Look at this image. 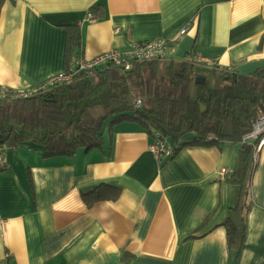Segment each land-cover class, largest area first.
Segmentation results:
<instances>
[{
	"label": "crops",
	"instance_id": "0c3cea01",
	"mask_svg": "<svg viewBox=\"0 0 264 264\" xmlns=\"http://www.w3.org/2000/svg\"><path fill=\"white\" fill-rule=\"evenodd\" d=\"M69 26L81 40L69 69L78 59L127 55L159 39L169 52L131 68L160 61L187 62L202 74L264 69V0H6L0 89L26 92L67 72ZM107 66L114 65L93 69ZM155 134L173 155L150 151ZM174 152L133 120L106 123L100 147L72 155L45 158L31 143L3 146L0 264H264V146L254 148L247 191L227 175L218 179L221 169H236L234 144ZM101 185L117 197L85 204L81 195ZM237 205L245 224L239 251L228 248L223 226Z\"/></svg>",
	"mask_w": 264,
	"mask_h": 264
},
{
	"label": "trees",
	"instance_id": "16d2710c",
	"mask_svg": "<svg viewBox=\"0 0 264 264\" xmlns=\"http://www.w3.org/2000/svg\"><path fill=\"white\" fill-rule=\"evenodd\" d=\"M5 1L0 0V9ZM90 11L97 15L95 9ZM80 46L79 28L67 27L65 70L74 53L80 58ZM198 77H204L202 84L195 83ZM138 100L140 107L134 108ZM262 114L264 69L240 75L216 67L202 74L187 62L135 63L129 71L107 66L81 72L72 82L55 85L38 95L16 100L1 98L0 144L40 145L45 158L72 155L78 149L100 147L106 123L109 128L118 121L133 120L150 134L160 133L175 152L185 146L208 147L223 141L234 144L237 166L225 181L247 191L254 169V148L242 144L241 138ZM81 197L91 205L114 200L117 190L101 185ZM223 226L228 248L239 251L245 232L241 206L229 211Z\"/></svg>",
	"mask_w": 264,
	"mask_h": 264
},
{
	"label": "built area",
	"instance_id": "2783aa9c",
	"mask_svg": "<svg viewBox=\"0 0 264 264\" xmlns=\"http://www.w3.org/2000/svg\"><path fill=\"white\" fill-rule=\"evenodd\" d=\"M186 27L180 30V34H184ZM170 43L167 40H155L149 42L139 43L133 46L131 52L127 55H120L115 51H110L99 57H96L92 60L78 59L73 66L64 73H59L52 78L48 79L39 86L34 87L29 91L14 92V91H5L6 89H0V99L8 97L9 100H16L20 98H25L35 93L45 92L50 88L58 84H68L72 82L73 78L81 72L88 71L93 68L103 66L110 63L114 66H120L125 70L131 68V62H143L148 60L160 59L170 50ZM135 107H139L140 103L135 102ZM154 142L150 146V151L156 156H167L173 155V149L164 139L160 138L155 134L153 138ZM242 144L253 143L255 151L258 152L264 146V114L256 120L252 129L249 133L243 136ZM4 166L3 162V146L0 144V169ZM227 175L226 169H221L218 173V179L223 180Z\"/></svg>",
	"mask_w": 264,
	"mask_h": 264
},
{
	"label": "water",
	"instance_id": "95a60500",
	"mask_svg": "<svg viewBox=\"0 0 264 264\" xmlns=\"http://www.w3.org/2000/svg\"><path fill=\"white\" fill-rule=\"evenodd\" d=\"M204 82V78L203 77H198L196 80H195V83L196 84H202Z\"/></svg>",
	"mask_w": 264,
	"mask_h": 264
}]
</instances>
